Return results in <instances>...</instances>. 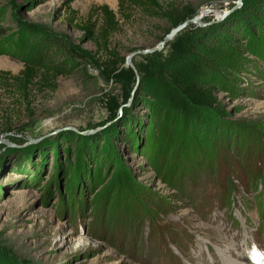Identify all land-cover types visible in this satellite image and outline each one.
<instances>
[{
  "label": "rangeland",
  "instance_id": "1",
  "mask_svg": "<svg viewBox=\"0 0 264 264\" xmlns=\"http://www.w3.org/2000/svg\"><path fill=\"white\" fill-rule=\"evenodd\" d=\"M138 1L0 0V71L37 57L30 38L58 37L68 57L54 92L26 103L0 89L22 128L0 136V264H264V19L239 23L264 0H156L204 17L151 53L169 28ZM103 6L118 22L107 55L78 28L98 31ZM236 19L233 39L171 56L177 37L198 43ZM107 57L135 84L105 80ZM160 71L213 86L217 103L195 108Z\"/></svg>",
  "mask_w": 264,
  "mask_h": 264
},
{
  "label": "trees",
  "instance_id": "2",
  "mask_svg": "<svg viewBox=\"0 0 264 264\" xmlns=\"http://www.w3.org/2000/svg\"><path fill=\"white\" fill-rule=\"evenodd\" d=\"M129 1V2H128ZM118 0L119 9L124 7V3L128 2L129 5H140L138 0ZM147 10L150 16L156 17L165 21L168 25V30L165 32L167 35L172 29L176 28L180 24L194 17L195 12L190 10L189 7L179 8L177 6H171L167 9H162L158 5L156 0H147ZM258 7L261 8V12L247 13L243 15V18L239 21L250 19H264V2H259ZM101 18L103 20L102 26L99 30L96 29V24L90 22L85 25H80L78 28L86 33V37L96 43L98 49L104 51L107 55V49L109 47V39L112 33H115L118 22L115 20V14L107 6H103L100 9ZM235 25L238 26V19L228 23L222 24L219 31L215 32L211 38L207 37L194 42L190 36L181 35L178 39L170 44L171 56L186 61L190 56L199 57L198 49H209L208 45H214L222 38L231 40L235 37ZM164 38V37H163ZM161 38V41L163 40ZM27 48H34L33 52H38L37 57L29 62L23 61V68L17 75H12L6 71H0V89H12L14 90V100L22 99L23 102H28L32 90L35 88L48 89L50 91L57 90L58 78L64 74L67 67L66 59L67 51L62 40L58 37L48 36L45 38L37 37L30 38ZM0 54H6L5 51L0 50ZM77 58L85 59L89 62L96 63V60L88 51L74 52ZM110 54V53H109ZM74 56V55H73ZM110 56V55H109ZM115 63L113 59L107 57L103 61V68H101L102 77L105 80L114 79L115 81L124 83L127 87L132 86L136 82V74L131 68L117 71L115 69ZM137 73L142 76H151V71L145 67L140 66L136 68ZM160 74L166 75L172 80L177 90L190 102L192 106L199 109L211 108L217 103L215 88L211 85L203 86L199 83L184 84L179 77L173 72L160 71ZM123 101L127 96L124 94ZM16 101L11 106H6L0 110V136L3 133L20 132L22 128L17 127L16 120L18 119V110L11 109ZM114 98H108L105 103V108L108 113L113 117L115 111L119 106ZM20 106V105H19ZM17 106V107H19ZM16 119V120H15ZM18 128V129H17ZM250 175V174H249ZM262 177L251 174V187L253 190L258 191L260 181ZM229 191V189H228ZM259 194V193H258ZM264 206V205H263Z\"/></svg>",
  "mask_w": 264,
  "mask_h": 264
},
{
  "label": "water",
  "instance_id": "3",
  "mask_svg": "<svg viewBox=\"0 0 264 264\" xmlns=\"http://www.w3.org/2000/svg\"><path fill=\"white\" fill-rule=\"evenodd\" d=\"M200 22V16H194L193 18L185 21L184 23L180 24L179 26H177L176 28L172 29L163 39L162 43L160 44V47H157L153 50H149V51H144V53H151L155 50H160L161 47L166 44L168 41L172 40L174 37H176L179 33H181L188 25H192V24H199ZM127 64L132 67V64L130 62V59H127ZM136 74V72H135Z\"/></svg>",
  "mask_w": 264,
  "mask_h": 264
},
{
  "label": "bare ground",
  "instance_id": "4",
  "mask_svg": "<svg viewBox=\"0 0 264 264\" xmlns=\"http://www.w3.org/2000/svg\"><path fill=\"white\" fill-rule=\"evenodd\" d=\"M200 17H204L203 12H202V16H200Z\"/></svg>",
  "mask_w": 264,
  "mask_h": 264
}]
</instances>
